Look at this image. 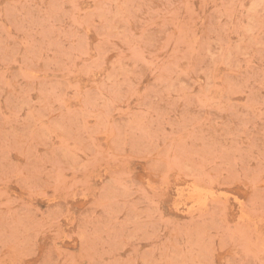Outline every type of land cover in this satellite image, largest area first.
I'll return each instance as SVG.
<instances>
[{
	"label": "rangeland",
	"instance_id": "374dc122",
	"mask_svg": "<svg viewBox=\"0 0 264 264\" xmlns=\"http://www.w3.org/2000/svg\"><path fill=\"white\" fill-rule=\"evenodd\" d=\"M0 264H264V0H0Z\"/></svg>",
	"mask_w": 264,
	"mask_h": 264
}]
</instances>
